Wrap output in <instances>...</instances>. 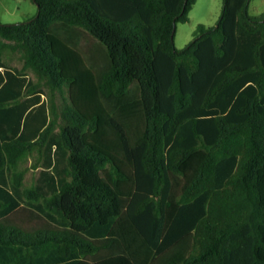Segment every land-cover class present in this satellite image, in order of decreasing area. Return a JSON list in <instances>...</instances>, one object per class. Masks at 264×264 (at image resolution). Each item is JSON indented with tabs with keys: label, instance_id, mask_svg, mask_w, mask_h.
<instances>
[{
	"label": "trees",
	"instance_id": "16d2710c",
	"mask_svg": "<svg viewBox=\"0 0 264 264\" xmlns=\"http://www.w3.org/2000/svg\"><path fill=\"white\" fill-rule=\"evenodd\" d=\"M34 1L0 23V264H264V13L180 50L198 0Z\"/></svg>",
	"mask_w": 264,
	"mask_h": 264
},
{
	"label": "rangeland",
	"instance_id": "374dc122",
	"mask_svg": "<svg viewBox=\"0 0 264 264\" xmlns=\"http://www.w3.org/2000/svg\"><path fill=\"white\" fill-rule=\"evenodd\" d=\"M224 3L222 0H198L193 10L190 12V21L187 23H179L176 30V46L178 49H184L194 39V33L200 24L207 26H216L222 16ZM39 7L34 0H0V21L4 25L25 23L31 21L38 15ZM249 12L252 16H259L264 13V0H252ZM93 42L84 40L82 47L86 51L93 48ZM90 53V52H89ZM6 62L12 68L22 69L23 63L19 60V55H7ZM30 77L34 78L33 73ZM46 102L51 99L49 94L43 96ZM68 98L67 89L63 94H58L56 102L62 104ZM56 134H60V128L56 129ZM32 162H25L21 166L22 169L29 168L25 174L23 188L34 184H41L42 168L33 169ZM47 191V189L45 188Z\"/></svg>",
	"mask_w": 264,
	"mask_h": 264
},
{
	"label": "water",
	"instance_id": "95a60500",
	"mask_svg": "<svg viewBox=\"0 0 264 264\" xmlns=\"http://www.w3.org/2000/svg\"><path fill=\"white\" fill-rule=\"evenodd\" d=\"M0 23H1V21H0ZM2 24V23H1Z\"/></svg>",
	"mask_w": 264,
	"mask_h": 264
}]
</instances>
